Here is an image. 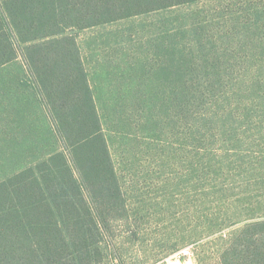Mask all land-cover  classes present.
Returning <instances> with one entry per match:
<instances>
[{
  "label": "trees",
  "instance_id": "trees-1",
  "mask_svg": "<svg viewBox=\"0 0 264 264\" xmlns=\"http://www.w3.org/2000/svg\"><path fill=\"white\" fill-rule=\"evenodd\" d=\"M136 158L236 192L219 262L264 264V0H0V264H99Z\"/></svg>",
  "mask_w": 264,
  "mask_h": 264
},
{
  "label": "rangeland",
  "instance_id": "rangeland-1",
  "mask_svg": "<svg viewBox=\"0 0 264 264\" xmlns=\"http://www.w3.org/2000/svg\"><path fill=\"white\" fill-rule=\"evenodd\" d=\"M143 159L136 158L134 171L119 163L125 207L121 219L110 220L104 229L105 256L99 264H152L185 246L193 256L187 264H220L219 254L238 226H229L240 213L232 203L236 192L220 197L186 182L179 168L163 169ZM245 197L261 213L256 203L262 196Z\"/></svg>",
  "mask_w": 264,
  "mask_h": 264
},
{
  "label": "built area",
  "instance_id": "built-area-1",
  "mask_svg": "<svg viewBox=\"0 0 264 264\" xmlns=\"http://www.w3.org/2000/svg\"><path fill=\"white\" fill-rule=\"evenodd\" d=\"M190 246L177 249L152 264H187L192 259Z\"/></svg>",
  "mask_w": 264,
  "mask_h": 264
}]
</instances>
